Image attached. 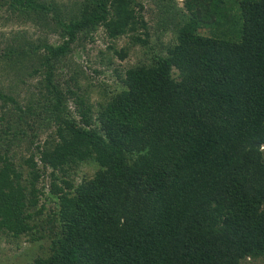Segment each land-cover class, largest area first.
<instances>
[{"label":"trees","instance_id":"obj_1","mask_svg":"<svg viewBox=\"0 0 264 264\" xmlns=\"http://www.w3.org/2000/svg\"><path fill=\"white\" fill-rule=\"evenodd\" d=\"M65 3L0 0L36 34L0 45L4 241L43 251L26 264H264V0ZM149 16L171 42L91 101L75 47L153 51Z\"/></svg>","mask_w":264,"mask_h":264},{"label":"rangeland","instance_id":"obj_2","mask_svg":"<svg viewBox=\"0 0 264 264\" xmlns=\"http://www.w3.org/2000/svg\"><path fill=\"white\" fill-rule=\"evenodd\" d=\"M50 1V0H46ZM53 1H61L62 2H69L70 0H53ZM180 1V0H177ZM65 3V4H66ZM179 3V2H178ZM155 10H153V13ZM151 13V15H153ZM5 15L0 12V45L2 41L7 40L10 36L9 34H12L14 32H22L26 31L29 35H32V39L36 38L35 29L30 28L28 26H22L21 24H18L17 21H12L10 23L5 24ZM146 16V15H145ZM151 16L146 17L149 25L153 22L150 21ZM179 18H177L178 20ZM156 21V20H155ZM154 21L153 26L151 27L150 31V37L148 39V45L153 51H148L146 49L142 48H131V50L128 52V56L122 60L119 61L116 58H113L111 64L106 67L102 64H98L99 54L103 53V57L111 56L110 52L106 51L107 46H111L113 48L119 49L123 47L126 44V40L124 37L109 41L106 39V37L102 34V31L99 29L96 33L91 35L92 41H87L84 43L83 50L80 47H75L74 54L70 58L71 61L78 67H81L82 71L87 75L88 79L85 80L86 82L90 81L92 87L89 86V89L92 93L91 95V101L97 100L100 98V84L105 85L109 90L115 89L119 87V83L117 82L115 74V70L119 72L120 74L123 72V70L129 68L132 65H135L138 62L147 61L146 59L149 58L150 54H156L163 52V48L171 42L170 39L172 38L171 31L167 29L168 27V21L166 24H164L162 27L165 26V29L160 32L161 28L158 27ZM160 29V30H159ZM160 32V33H159ZM46 39L49 44H56L57 43V35L53 33H48L46 36ZM104 63V60H103ZM95 71L96 73H94ZM29 84H32V80L28 81ZM82 83L85 85L86 83L82 81ZM87 85V84H86ZM97 85V87H96ZM20 87V86H19ZM93 102V103H94ZM48 134V133H47ZM46 137V133H42L39 137V140H43ZM95 171V166L93 163H84L78 168V171H76L75 179L73 177V180L76 182L79 180V177L81 175L85 176H91ZM48 183V179H42L39 182V187L46 186ZM52 203V202H50ZM50 203H47V205H51ZM9 247V248H8ZM43 251L40 249H37L36 246H32L25 241H22L18 249L14 250L12 247H10L5 241L4 238L0 235V264H26L30 261L31 257L36 254H42ZM252 264V263H251ZM256 264V263H255Z\"/></svg>","mask_w":264,"mask_h":264}]
</instances>
